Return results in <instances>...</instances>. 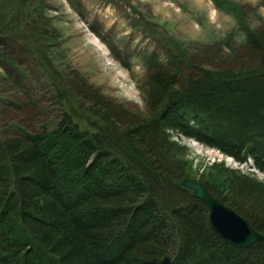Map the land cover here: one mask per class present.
I'll return each instance as SVG.
<instances>
[{"label": "trees", "instance_id": "trees-1", "mask_svg": "<svg viewBox=\"0 0 264 264\" xmlns=\"http://www.w3.org/2000/svg\"><path fill=\"white\" fill-rule=\"evenodd\" d=\"M244 47L224 70L150 71L145 118L64 103L54 80L57 120L14 135L0 126V264H264V243L223 240L181 186L197 180L182 138L264 172V26ZM198 181L264 235L254 174L223 166L216 183Z\"/></svg>", "mask_w": 264, "mask_h": 264}, {"label": "rangeland", "instance_id": "rangeland-1", "mask_svg": "<svg viewBox=\"0 0 264 264\" xmlns=\"http://www.w3.org/2000/svg\"><path fill=\"white\" fill-rule=\"evenodd\" d=\"M262 26L264 0H0V126L14 135L17 126L57 120L54 80L68 94L64 103L70 97L105 110V101L145 118L150 71L180 79L198 68H231L241 62L248 34ZM179 141L197 182L216 183L224 166L264 183L251 161L239 165Z\"/></svg>", "mask_w": 264, "mask_h": 264}, {"label": "water", "instance_id": "water-1", "mask_svg": "<svg viewBox=\"0 0 264 264\" xmlns=\"http://www.w3.org/2000/svg\"><path fill=\"white\" fill-rule=\"evenodd\" d=\"M181 186L208 208L210 226L223 240L238 249L264 243V236L256 232L247 220L212 197L203 184L186 179Z\"/></svg>", "mask_w": 264, "mask_h": 264}, {"label": "bare ground", "instance_id": "bare-ground-1", "mask_svg": "<svg viewBox=\"0 0 264 264\" xmlns=\"http://www.w3.org/2000/svg\"><path fill=\"white\" fill-rule=\"evenodd\" d=\"M249 161H251V163H252V164L250 165V168L253 169V170L259 171V169H257V168L255 167V165H254V161H253L252 159H248V160H247V163H246V164H243V166H244V165L247 166ZM235 162L238 163L237 161H235ZM238 164H239V163H238ZM239 165H241V164H239ZM259 172H260L261 174H264V172H261V171H259ZM252 174H253V173H252Z\"/></svg>", "mask_w": 264, "mask_h": 264}, {"label": "flooded vegetation", "instance_id": "flooded-vegetation-1", "mask_svg": "<svg viewBox=\"0 0 264 264\" xmlns=\"http://www.w3.org/2000/svg\"><path fill=\"white\" fill-rule=\"evenodd\" d=\"M256 231V230H255ZM259 233V232H258Z\"/></svg>", "mask_w": 264, "mask_h": 264}]
</instances>
